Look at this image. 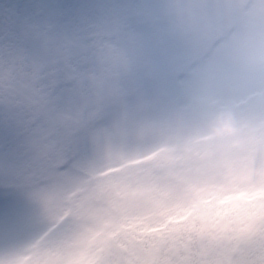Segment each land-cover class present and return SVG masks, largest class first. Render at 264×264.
Instances as JSON below:
<instances>
[{
  "label": "clouds",
  "instance_id": "obj_1",
  "mask_svg": "<svg viewBox=\"0 0 264 264\" xmlns=\"http://www.w3.org/2000/svg\"><path fill=\"white\" fill-rule=\"evenodd\" d=\"M0 264H264V0H0Z\"/></svg>",
  "mask_w": 264,
  "mask_h": 264
}]
</instances>
